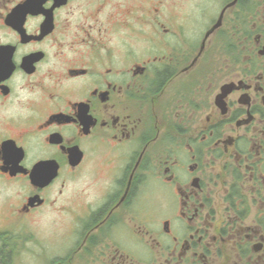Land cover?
<instances>
[{
	"label": "flooded vegetation",
	"instance_id": "af4514ba",
	"mask_svg": "<svg viewBox=\"0 0 264 264\" xmlns=\"http://www.w3.org/2000/svg\"><path fill=\"white\" fill-rule=\"evenodd\" d=\"M0 194V264H264V0H0Z\"/></svg>",
	"mask_w": 264,
	"mask_h": 264
},
{
	"label": "rangeland",
	"instance_id": "374dc122",
	"mask_svg": "<svg viewBox=\"0 0 264 264\" xmlns=\"http://www.w3.org/2000/svg\"><path fill=\"white\" fill-rule=\"evenodd\" d=\"M0 197H2L1 194ZM5 210V207L0 210V226L4 225L3 214L6 212ZM49 215L37 214L32 218L29 225L30 227L28 228L33 235L32 239L34 241L31 240L26 244V247L31 248L32 251L30 254L21 255L20 257L14 258L13 262L11 261L9 264H43L39 258V253L44 252L46 255H52L58 249V247H56L58 234L54 233L55 227H53V220L51 219L53 215ZM41 234L48 235V237H41L42 242L39 241ZM40 243L43 245V247H45L44 249H39Z\"/></svg>",
	"mask_w": 264,
	"mask_h": 264
}]
</instances>
